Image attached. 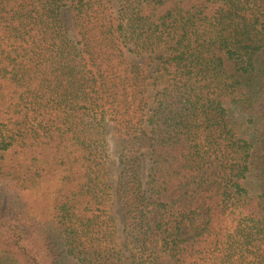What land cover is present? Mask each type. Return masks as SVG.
<instances>
[{
    "label": "trees",
    "instance_id": "obj_1",
    "mask_svg": "<svg viewBox=\"0 0 264 264\" xmlns=\"http://www.w3.org/2000/svg\"><path fill=\"white\" fill-rule=\"evenodd\" d=\"M62 1L0 0V264H264V0Z\"/></svg>",
    "mask_w": 264,
    "mask_h": 264
},
{
    "label": "rangeland",
    "instance_id": "obj_2",
    "mask_svg": "<svg viewBox=\"0 0 264 264\" xmlns=\"http://www.w3.org/2000/svg\"><path fill=\"white\" fill-rule=\"evenodd\" d=\"M60 19H61L63 27L67 31V35L70 37V39L72 41H75L76 38H75V35H74V33L72 31V27H71V12H70L69 0L62 1ZM163 55H164L163 50H159L153 55V58H155L156 60L153 63H151L152 65H150V67H149V73L148 74H150V77H151V80L149 81V85L152 84L153 79L156 77V75L158 73V69L160 67L159 57H161ZM128 57L132 61H134L136 63H140V64L145 63L147 61V58H148V56H146V55L138 56V55L132 54V53H129ZM157 92H158V89L155 86H150V93H149V96L151 99L150 102H153L155 94ZM108 131H109V129H108ZM258 147H259V149H258L259 156L261 157L262 160H264V140H262L259 143ZM106 149L108 151V154L110 155L109 162H108L109 163L108 177L110 179L109 183L113 185V181H115V179H117V174H118V171L120 169V166L118 163V154L116 152V146H115L113 139L111 138L110 135L106 136ZM142 165H143L142 178H143V181H147L146 179H147V175H148V164L145 161V159L142 161ZM259 180H260V178L257 177L256 179L253 180V183L250 182L252 192H254V190L256 193L259 192V190H260L259 189L260 185H258ZM26 197H28V199H30V201H33V202L37 201L35 194H26ZM156 218H157V216H156L155 212H152V214L150 216V222L153 225V227H155V225H156ZM224 223H225L224 228L227 229V228L231 227L230 221L226 220ZM118 228H119L118 237L121 239V236H120V230L121 229H120L119 225H118ZM0 232H4V230H0ZM186 233H189V228H185L183 230V234H186ZM160 236H161V238L163 237L162 234H160ZM34 243L37 244L36 241L30 240L28 244L31 248H38V246L35 245ZM155 252L159 256L158 264H175V260L172 259L171 256L162 252V250L160 248V244H158L156 246ZM40 257H42V255H40Z\"/></svg>",
    "mask_w": 264,
    "mask_h": 264
}]
</instances>
